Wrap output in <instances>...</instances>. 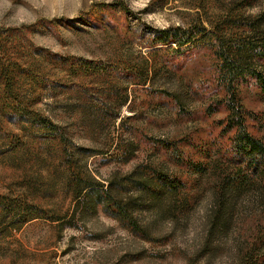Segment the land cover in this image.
I'll return each mask as SVG.
<instances>
[{
	"label": "rangeland",
	"instance_id": "obj_1",
	"mask_svg": "<svg viewBox=\"0 0 264 264\" xmlns=\"http://www.w3.org/2000/svg\"><path fill=\"white\" fill-rule=\"evenodd\" d=\"M10 3L11 10L0 16V29H15V52L24 53L28 61L41 63L38 52L45 49L121 66L106 77L61 73L66 83L61 89H39L34 94L35 108L85 147L89 168L104 182L141 163L192 178L190 171L157 152L149 137L190 135L199 141L217 139L221 131L224 107L217 106L212 113L208 109L223 92L215 80L211 52L194 51L179 59L181 67H160L164 52L146 46L154 29L200 21L210 25L234 10L255 27L241 34L242 42H264V0H150L144 8H139L142 0L135 4L133 0ZM108 3L114 6H102ZM20 5L30 10L32 22L16 26L11 15ZM246 62L264 70V63L252 56ZM146 77L147 84L138 82ZM22 83L27 91L32 89L31 79L23 76ZM162 89L177 100L158 92ZM240 94L255 115L249 120L251 130L264 138V96L254 83L242 85ZM0 125L29 142L25 151L15 153L8 150L9 141H0V191L27 193L50 213L63 217L35 219L20 229L1 232L0 264H242L249 255L264 264L263 194L242 193L226 208L225 199L216 197L210 177L190 188L189 205L181 210L170 201L164 203L166 209L150 206L147 193L139 197L137 189H130L126 195L132 194L137 203L139 221L150 231L147 239L103 207L78 206L65 192L57 169L42 159L41 131L30 122L0 112ZM218 141L227 143L226 137Z\"/></svg>",
	"mask_w": 264,
	"mask_h": 264
},
{
	"label": "trees",
	"instance_id": "obj_2",
	"mask_svg": "<svg viewBox=\"0 0 264 264\" xmlns=\"http://www.w3.org/2000/svg\"><path fill=\"white\" fill-rule=\"evenodd\" d=\"M102 6L114 5L108 3ZM120 6L126 13L130 12L126 4L120 3ZM248 29L255 30V27L231 10L210 25L200 21L187 26L156 28L146 45L152 50L164 52L165 58L160 67H181L179 59L194 51L208 50L214 60L215 80L223 92L208 109H212V113L217 106L224 107L226 114L219 121L221 131L218 138L226 137L227 143L219 142L218 138L195 141L190 135L149 137L157 152L166 154L177 166L190 171L192 178L184 177L181 172H169L141 163L129 172L114 174L107 182L101 181L89 168L85 147L74 142L62 125L35 108L38 97L34 94L39 89H61L66 84L61 73L70 77L81 73L106 77L121 66L45 49L38 52L42 56L41 63L28 61L24 53L15 52L12 43L14 28L0 29V112L9 119L30 122L32 127L41 131L40 149L45 153L42 159L49 160L51 167L57 169L65 192L73 197L78 206L89 203L94 210L103 207L133 233L150 239V231L139 221L133 195H126L130 189H137L139 197H146L144 194L147 193L149 197L146 200L150 206L165 208L164 203L170 201L179 204L181 210H186L189 205L193 194L190 188L197 187L210 177L214 178L216 197L225 199L226 208H229V201L237 200L242 193L253 191L264 195V138L251 130L249 120L255 115L244 105L240 94L242 85L254 83L264 96V70L251 67L246 62V58L252 56L264 63V42H242L241 34ZM47 64L53 67L48 69ZM129 72H134V69ZM23 76L32 80L29 91L23 86ZM146 81L147 77L138 82L145 85ZM158 92L177 100V96L169 91L162 89ZM2 140L9 141L8 150L15 153L25 151L29 143L0 125ZM132 156L129 155V158ZM40 218L52 221L63 219L50 213L27 193L0 191V233L7 229H20L27 222ZM242 264L262 262L249 255Z\"/></svg>",
	"mask_w": 264,
	"mask_h": 264
},
{
	"label": "clouds",
	"instance_id": "obj_3",
	"mask_svg": "<svg viewBox=\"0 0 264 264\" xmlns=\"http://www.w3.org/2000/svg\"><path fill=\"white\" fill-rule=\"evenodd\" d=\"M135 2L136 0H133V4H135ZM149 2L150 0H142L139 8L146 7ZM11 8L12 6L10 0H0V16H3L5 14V10H11ZM133 10L136 11L137 9L133 8ZM29 11L30 10L23 5L17 6L15 11H13L11 15V19L14 21L16 26H21L32 22L29 16Z\"/></svg>",
	"mask_w": 264,
	"mask_h": 264
}]
</instances>
